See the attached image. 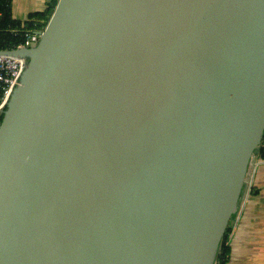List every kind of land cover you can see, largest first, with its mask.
<instances>
[{
	"label": "water",
	"instance_id": "1",
	"mask_svg": "<svg viewBox=\"0 0 264 264\" xmlns=\"http://www.w3.org/2000/svg\"><path fill=\"white\" fill-rule=\"evenodd\" d=\"M51 6L6 53L0 264H216L264 139V0Z\"/></svg>",
	"mask_w": 264,
	"mask_h": 264
},
{
	"label": "crops",
	"instance_id": "2",
	"mask_svg": "<svg viewBox=\"0 0 264 264\" xmlns=\"http://www.w3.org/2000/svg\"><path fill=\"white\" fill-rule=\"evenodd\" d=\"M51 0H46V5ZM11 17L25 21L38 11L36 0H11ZM23 19V20H22ZM255 171L252 174V169ZM245 192L235 221L229 226L228 264H264V161L255 156L245 178Z\"/></svg>",
	"mask_w": 264,
	"mask_h": 264
},
{
	"label": "built area",
	"instance_id": "3",
	"mask_svg": "<svg viewBox=\"0 0 264 264\" xmlns=\"http://www.w3.org/2000/svg\"><path fill=\"white\" fill-rule=\"evenodd\" d=\"M2 19L4 17L0 10V114L12 91L19 85L20 77L26 66L25 59L8 56L6 53L34 48L46 26L44 23L43 26L38 27L34 20L26 23L25 21L17 22L13 18L14 22L3 25L5 19L3 21ZM252 171L253 174L255 167Z\"/></svg>",
	"mask_w": 264,
	"mask_h": 264
},
{
	"label": "trees",
	"instance_id": "4",
	"mask_svg": "<svg viewBox=\"0 0 264 264\" xmlns=\"http://www.w3.org/2000/svg\"><path fill=\"white\" fill-rule=\"evenodd\" d=\"M53 1H57V0H51L46 5L45 9L40 13L36 12V13L29 14V16L27 17L25 22L28 23L29 21L34 20L36 22V26H38V27L43 26V24L47 23L49 18L51 17V14L53 12V8H52L51 4ZM10 7H11V0H0V10L2 11L3 17L5 19V22L3 23V25L10 23V22H14L12 20V17H11ZM4 110H5V108H4ZM2 117L3 116L0 114V122L2 121ZM258 157L264 161V139L262 141V145L259 148ZM230 233H231V229L229 227L223 236L221 246H220V253L217 257L216 264H228L230 251H231L230 246H229V242H228V238H229Z\"/></svg>",
	"mask_w": 264,
	"mask_h": 264
},
{
	"label": "rangeland",
	"instance_id": "5",
	"mask_svg": "<svg viewBox=\"0 0 264 264\" xmlns=\"http://www.w3.org/2000/svg\"><path fill=\"white\" fill-rule=\"evenodd\" d=\"M38 3H39V9H38V11H36L37 13L39 12H42L44 9H45V7H46V0H36ZM36 12H33V13H36ZM29 16V15H28ZM23 20V19H22ZM232 229V228H231ZM230 236V235H229ZM228 240H229V238H228Z\"/></svg>",
	"mask_w": 264,
	"mask_h": 264
}]
</instances>
